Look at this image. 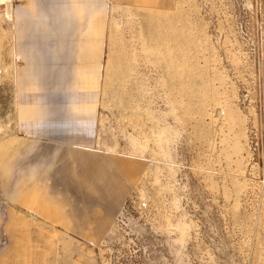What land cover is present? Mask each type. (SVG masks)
<instances>
[{
    "label": "rangeland",
    "instance_id": "obj_1",
    "mask_svg": "<svg viewBox=\"0 0 264 264\" xmlns=\"http://www.w3.org/2000/svg\"><path fill=\"white\" fill-rule=\"evenodd\" d=\"M24 2L0 1V264H264V0H108L85 145L21 117Z\"/></svg>",
    "mask_w": 264,
    "mask_h": 264
},
{
    "label": "crops",
    "instance_id": "obj_2",
    "mask_svg": "<svg viewBox=\"0 0 264 264\" xmlns=\"http://www.w3.org/2000/svg\"><path fill=\"white\" fill-rule=\"evenodd\" d=\"M107 10L108 0H25L14 7L21 117L39 119L63 142H90Z\"/></svg>",
    "mask_w": 264,
    "mask_h": 264
},
{
    "label": "bare ground",
    "instance_id": "obj_3",
    "mask_svg": "<svg viewBox=\"0 0 264 264\" xmlns=\"http://www.w3.org/2000/svg\"><path fill=\"white\" fill-rule=\"evenodd\" d=\"M1 3H4L6 4L7 6V11H6V15L11 18V3H10V0H0Z\"/></svg>",
    "mask_w": 264,
    "mask_h": 264
}]
</instances>
